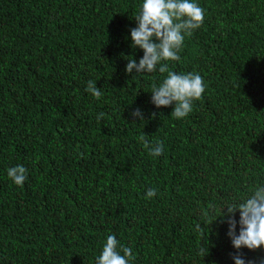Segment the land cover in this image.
I'll list each match as a JSON object with an SVG mask.
<instances>
[{
    "label": "trees",
    "instance_id": "trees-1",
    "mask_svg": "<svg viewBox=\"0 0 264 264\" xmlns=\"http://www.w3.org/2000/svg\"><path fill=\"white\" fill-rule=\"evenodd\" d=\"M141 2L0 0V264H96L110 234L135 264H234L228 225L212 223L264 184V0H197L204 24L168 62L206 84L183 119L151 102L166 74L125 71L143 55L129 31ZM243 251L264 264V248Z\"/></svg>",
    "mask_w": 264,
    "mask_h": 264
},
{
    "label": "clouds",
    "instance_id": "clouds-1",
    "mask_svg": "<svg viewBox=\"0 0 264 264\" xmlns=\"http://www.w3.org/2000/svg\"><path fill=\"white\" fill-rule=\"evenodd\" d=\"M205 9L197 0H142L138 12L132 18L136 26L129 29L131 47L140 49L142 57L137 62L136 57L127 59L125 71L132 75L159 72L166 74L162 82L153 84L151 102L156 108L172 107L171 116L176 119L187 117L192 111L194 102L202 99L206 84L198 72L177 73L170 69L169 61L181 59L185 40L200 29L205 20ZM103 88L97 87V81L89 80L86 91L96 99L103 96ZM156 113H153V118ZM100 113L97 119H101ZM133 123L136 120L145 121L143 110L136 108L131 112ZM149 154L159 157L164 152L162 141L150 144L145 136L139 138ZM28 170L23 165L7 169L9 179L17 186L23 187L28 179ZM157 195L156 188H149L146 198ZM215 206H212V213ZM239 213V220L236 216ZM207 215V213H206ZM220 222L227 224V237L234 251L230 254L234 264H255L243 251L257 252L264 248V184H256L249 189L248 194L240 200L226 201L223 215L212 224ZM211 224V225H212ZM207 225L196 224L197 231H203ZM211 248L199 245V255L203 259L210 255ZM136 256L131 247L124 246L116 235L106 238L96 264H135ZM215 264V262H213Z\"/></svg>",
    "mask_w": 264,
    "mask_h": 264
}]
</instances>
